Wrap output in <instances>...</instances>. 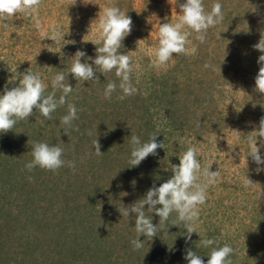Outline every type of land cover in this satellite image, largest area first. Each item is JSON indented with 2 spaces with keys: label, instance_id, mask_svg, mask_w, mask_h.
<instances>
[{
  "label": "rangeland",
  "instance_id": "obj_1",
  "mask_svg": "<svg viewBox=\"0 0 264 264\" xmlns=\"http://www.w3.org/2000/svg\"><path fill=\"white\" fill-rule=\"evenodd\" d=\"M202 2L210 10L214 0ZM221 2L223 21L207 30L203 42L191 33L188 47L195 45L196 52L174 54L166 69L152 65V48L158 23L171 22L180 11L175 0H41L35 18L18 12L0 20V91L15 86L16 72L26 70L43 73L51 91V76L67 72L76 50L96 55V46L83 39L94 38L93 19L115 4L132 18L121 50L132 58L131 79L138 89L119 99L117 88L105 99L104 86L119 80L114 70L83 85L69 74L73 91L53 119L33 109L28 119L0 132V264H187L186 249L206 261L211 247L224 243L234 249L231 264H264V170L256 171L250 157L246 163L248 137L264 118V93L254 84L260 51L252 47L264 35V0ZM68 24L64 39L44 38L66 32ZM68 102L77 106L78 119L65 134L59 118ZM162 110L167 121L157 129ZM155 131L163 148L131 166L130 136L147 140ZM95 139L101 155L93 151ZM34 140L61 144L66 163L54 171L26 169ZM189 144L200 149L202 166L211 161L210 170L220 173L207 189L196 225L198 234L216 243L201 245L195 232L186 240L184 222L171 225L175 212L165 228L152 213L156 235L151 240L141 235L146 242L134 248V219L119 209L166 180L168 161L178 163Z\"/></svg>",
  "mask_w": 264,
  "mask_h": 264
},
{
  "label": "clouds",
  "instance_id": "obj_2",
  "mask_svg": "<svg viewBox=\"0 0 264 264\" xmlns=\"http://www.w3.org/2000/svg\"><path fill=\"white\" fill-rule=\"evenodd\" d=\"M82 2L90 3L92 0H82ZM40 3L41 0H0V20H7L9 16L13 17L18 12H23L25 15H31L35 18ZM73 3H75V0H73ZM175 4L180 9L177 12V17L171 22L166 20L163 23H158L156 44L152 48L153 59L151 61L156 68L166 69L174 54H194L196 46L188 47L191 44L190 34L195 33V39L203 42L206 39L207 30L221 23L224 19L221 0H214L210 10H205L202 0H182V2L181 0H175ZM93 20L96 21L94 38L83 39V41H90L96 46V55L92 57L82 49L76 50L71 56L74 59H72L67 72L60 70L51 76V91H47L49 88L48 78L43 73L32 70L21 73L16 72V77L12 80H18V83L12 87H5L3 91H0V132L12 129L17 120L28 119L29 116L33 115V109L39 110L41 116L53 119L52 114L59 106L66 103L68 95L73 91V85L69 83V74L82 84L84 81L99 80L97 73L104 74L114 70L115 76L119 80L118 82L109 80L104 86L103 97L105 99L111 98L117 88L121 90L119 99H124L125 96L133 95L138 91L131 79L133 71L132 58L127 54V51L121 50L124 37L130 34L132 30L131 16L127 15L126 11L121 10L117 5L108 4L97 13ZM36 23L39 25L38 18ZM68 32L69 24L66 32H57L54 36L42 35H44V38L48 37L51 40L53 38L64 39L65 34ZM252 47L260 51L257 58L260 67L254 78L255 88L258 92L264 93V35H261L258 42ZM39 51L40 49L35 57ZM81 57H84V59L81 60ZM204 67H209V65L205 64ZM57 90L60 91L58 97L56 95ZM160 116L161 124L157 125V129L167 121L163 110ZM76 119H78L77 106L68 102L66 114L59 118L60 128L63 129L65 134H67L68 128L75 127L73 121ZM198 124L199 121H197ZM253 132L254 135L248 137L249 152L246 163L250 157L251 161L257 165L255 170L261 171L264 170V118L260 120L259 128L253 130ZM157 133L159 131L150 133L147 140H141V137L136 134L130 136L129 156L131 166L138 165L149 154L155 155L158 147L163 148L162 141L156 139ZM257 137L261 138L260 143H257ZM216 139L215 135V144ZM64 151L61 144H52L46 140H34L31 145L32 158L26 161L24 166L29 171L37 166L54 171L66 163L63 157ZM93 151L97 155L103 154L97 139L93 141ZM177 156L178 163L173 164L168 161L171 175L166 180L159 183L158 186H150L142 198L119 209L121 215L134 219L136 236L131 240V244L136 249L141 248L146 242L145 239L139 238L141 235L151 240L158 231L157 223L152 222V213L157 214L159 217V228H165L167 226L165 222L169 220L170 214L175 212L176 218L171 225L184 222L186 240L190 239L192 233H197L196 225L199 221L200 206L207 199L208 187L216 183V178L220 173L218 169L210 170V165L213 163L211 161L202 166L200 149L195 144H189ZM67 163L71 167L75 166V161H67ZM250 182L246 175L244 183ZM157 205L159 206L157 207ZM198 235L201 245L205 247L216 243L212 237L202 233ZM233 252L234 249L231 244L224 243L220 246L211 247L206 261L202 259L197 250L192 249L185 250L184 259L187 264H231V254Z\"/></svg>",
  "mask_w": 264,
  "mask_h": 264
}]
</instances>
